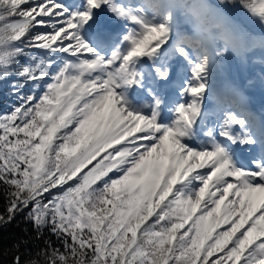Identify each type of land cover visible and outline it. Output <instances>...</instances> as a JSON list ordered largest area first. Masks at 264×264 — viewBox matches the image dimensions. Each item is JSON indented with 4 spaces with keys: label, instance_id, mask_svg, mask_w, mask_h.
I'll use <instances>...</instances> for the list:
<instances>
[{
    "label": "snow or ice",
    "instance_id": "snow-or-ice-1",
    "mask_svg": "<svg viewBox=\"0 0 264 264\" xmlns=\"http://www.w3.org/2000/svg\"><path fill=\"white\" fill-rule=\"evenodd\" d=\"M239 3L264 27V0ZM227 7L0 0V81L22 77L17 95L43 85L0 114V227L26 212L38 236L47 229L58 244L44 241L43 264H264V123L238 93L215 121L205 111L225 54L264 49ZM105 9L122 31L88 35ZM172 60L186 73L165 118ZM12 251V264H38Z\"/></svg>",
    "mask_w": 264,
    "mask_h": 264
},
{
    "label": "trees",
    "instance_id": "trees-1",
    "mask_svg": "<svg viewBox=\"0 0 264 264\" xmlns=\"http://www.w3.org/2000/svg\"><path fill=\"white\" fill-rule=\"evenodd\" d=\"M232 6L239 5V0H226ZM41 31L40 29H34L33 31ZM35 50L32 52V54ZM30 63L29 54L26 52L23 56L19 58V64L16 68L20 66H26ZM15 74L10 75L5 78V80L0 81V111H8L12 109L15 105L21 102L22 96H27L33 93L34 85L31 83H26L24 88L20 91L19 95L14 94L12 89L13 82L22 80ZM43 91V85L37 90V93ZM7 206V200L5 197L3 186H0V213H2ZM26 212L21 213L16 216V218L11 222L2 227H0V264H12L13 260V247L16 244H20V255L24 261L29 259H36L38 264H43L42 258L37 257L36 253L45 247V240H52L56 242V238L52 236L47 229L44 230L43 236H38L33 228L31 222L25 219ZM58 244V242H56Z\"/></svg>",
    "mask_w": 264,
    "mask_h": 264
},
{
    "label": "rangeland",
    "instance_id": "rangeland-1",
    "mask_svg": "<svg viewBox=\"0 0 264 264\" xmlns=\"http://www.w3.org/2000/svg\"><path fill=\"white\" fill-rule=\"evenodd\" d=\"M61 2L65 3L70 8L75 9L76 7H79L81 5L82 0H61ZM213 2H218V0H213ZM227 4H228V7L224 9V11L230 16L231 19H233L235 23L239 24L246 31H249L256 36H264V27H262L257 20L252 18L245 9H243L239 5L232 6L229 3ZM107 12L108 11L105 9L104 12L100 13V15L97 17L96 23L92 26L91 29H89L88 35H91L94 38L97 36L101 37L102 35L101 30L103 29L105 30L106 28H108V25L105 24V21H107V23H110L108 20L113 17L111 14L108 15ZM103 13L105 14V16L104 18H101ZM103 19H105V21L101 23ZM117 24L118 26H120L118 22ZM40 30L43 31V29H40ZM254 51L249 52L244 57L238 56L232 52L226 53L225 56L221 60L220 66L217 68L216 72L214 73L213 88H216L217 90L220 83L227 81L229 78L234 80L235 82L241 83L244 87H246L249 84V80L258 75V73L252 69V67H249V64L246 66V62L253 60V62L261 63L262 64L261 67L262 69H264V60H261L259 57V55H261L262 52H264V49H259L257 51L256 50ZM33 54L34 55H44V53L39 50H35ZM175 61L176 60L170 61L171 66H172V63ZM181 65H184V64L181 63ZM232 66H234V68H233V72H231L232 74L230 75L229 69H232L231 68ZM45 80L47 82L48 78H45ZM33 89L34 91L38 90L35 88ZM146 94H147L146 92L139 90V89H133L130 92V96L133 102L138 103V104L144 103V102H151V99L146 98ZM10 110L11 109H9L8 111ZM8 111H0V114H3ZM93 163H95V161Z\"/></svg>",
    "mask_w": 264,
    "mask_h": 264
},
{
    "label": "bare ground",
    "instance_id": "bare-ground-1",
    "mask_svg": "<svg viewBox=\"0 0 264 264\" xmlns=\"http://www.w3.org/2000/svg\"><path fill=\"white\" fill-rule=\"evenodd\" d=\"M108 15H110L111 13L107 12ZM105 14L103 13V15L101 16V18H104ZM113 19H115V17H112ZM105 19H103L101 22H103ZM178 63V62H177ZM175 66H178V64H176ZM258 80V79H257ZM262 82H264V77L262 78ZM171 84L165 86L167 89L169 88ZM256 91L254 93V96L255 97H259V96H262V92H261V81L258 80L257 83L255 84V88H254ZM238 93H240L241 95H243L242 93V90H239ZM252 96V95H244V98L252 103L255 102V97ZM173 101L176 100V96H173L172 97ZM210 106H211V109L214 110L216 113L218 112L219 108L222 107V105H218V103L216 102V98H211V101H210ZM166 113V111H165ZM251 115L253 114L252 112L250 113ZM245 151V150H243Z\"/></svg>",
    "mask_w": 264,
    "mask_h": 264
}]
</instances>
